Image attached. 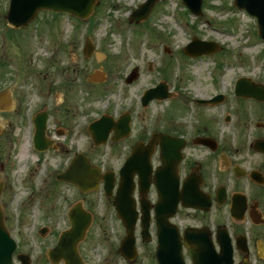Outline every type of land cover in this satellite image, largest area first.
I'll use <instances>...</instances> for the list:
<instances>
[{"label":"flooded vegetation","instance_id":"flooded-vegetation-1","mask_svg":"<svg viewBox=\"0 0 264 264\" xmlns=\"http://www.w3.org/2000/svg\"><path fill=\"white\" fill-rule=\"evenodd\" d=\"M5 48L0 54V137L5 139L7 147L3 157L8 158L13 151V142L21 144L25 141L29 155L44 161L51 159L52 155L63 158V166L55 169L54 183L74 186L58 180V174L79 153L92 162L88 152L92 153L93 147L81 149L80 143L95 145L91 125L104 116L107 138L102 148L119 162L114 166L107 159L97 164L103 172H114L115 186H118L121 168L137 151L140 159H148L151 164L150 174L141 176L136 173L133 176L130 203L138 212L137 233L142 229L141 219L146 210L150 213L149 228L154 236L151 242L157 244L155 206L162 203L160 188L163 186V178L157 171L163 169L164 179L170 183L172 192L174 176L179 180L177 197L172 194L171 205H166L172 207L174 198H178L177 212L170 220L182 233L189 226H208L215 237L217 228L229 225L235 264L245 259L253 264L264 263V251L259 244L262 232L255 230L264 225V120L254 121L252 114L256 108V113L264 115V102L236 94V83L240 78L246 77L248 86L255 93L263 92L261 83L264 85V81L237 73L232 77L224 99L218 98L223 92L220 89L188 100L175 84L171 85L170 62L164 57L160 58L159 69L153 68V72L159 74L156 80L144 89L157 87L165 81V97L154 98L144 105L140 86L136 93L129 95L125 104L122 100L127 98L126 87L138 83L141 67L136 66L137 77L130 79L135 67L129 70L125 66L116 83L113 77H109L107 59L103 60V65L93 67V56H84L82 48V56L71 52L65 61L58 58L46 60L30 56L35 53L29 52L28 56L22 54L23 57L19 50L16 52L18 56L9 55ZM40 62H43L42 68ZM149 68L152 69L151 64ZM98 71L105 73L106 79L102 82L97 81L101 80ZM119 91L123 93L121 101L114 98ZM173 102L178 103L176 109L172 107ZM98 103L104 104L99 112L95 110ZM226 105L236 108L235 111L223 113L221 108ZM246 105L254 108L249 110ZM238 107L243 111L237 110ZM141 109L144 116L139 119L137 113ZM148 109L152 112L151 117L146 113ZM186 114L196 120L186 118ZM46 117V128L42 132L39 125ZM126 118H130L129 121ZM229 124L235 130L231 129L233 134L238 132V138L222 135V127ZM242 147L245 151L241 150ZM8 167V171L14 169L13 165ZM7 174L13 175L12 171ZM109 200L115 210L113 196ZM183 200L210 206V209L186 207ZM87 210L92 213L94 221L95 214L89 208ZM123 229L126 233L124 224ZM140 238L142 240L141 234Z\"/></svg>","mask_w":264,"mask_h":264},{"label":"rangeland","instance_id":"rangeland-1","mask_svg":"<svg viewBox=\"0 0 264 264\" xmlns=\"http://www.w3.org/2000/svg\"><path fill=\"white\" fill-rule=\"evenodd\" d=\"M144 1L99 0L89 25L78 22L68 15L56 18L52 12L42 11L41 17L32 22L26 32L18 31L15 33L17 39L7 41L6 53L15 56L19 50L24 56L35 53L30 56L44 57L46 60L47 57H55L65 61L71 52L82 56L81 48L84 40L90 37L96 46L93 53V67L103 65V60L107 59L109 77H113L116 83L119 82L125 66L129 70L135 66L141 67L138 83L134 87H126L127 98L122 100L123 93L121 94L120 91L119 95L114 97L125 104L129 101V95L136 93L140 86L144 87L154 82L159 75L153 72V68L160 67V58L163 56L161 44H166L171 50V53H168L171 61L165 57L166 61L170 62V83L172 86L175 84L188 100H192L193 96L209 95L220 89L226 90L236 73L248 72L256 79L264 81V45L252 42L253 39H258L257 26L247 13L242 14L240 9L236 7L233 9L230 6L232 0H203V13L198 18L188 14L181 0L160 1L156 3L148 19L140 23L141 26H135L136 24L128 22L131 8ZM8 2V0H0L1 32H9L11 29L4 17ZM194 35L219 42L222 48L217 51L218 56L201 55L191 58L185 54L181 46L191 41ZM243 35L249 37V43L242 38ZM109 60L114 64L113 71ZM216 60L221 61L222 64L218 65ZM150 64L152 69L149 68ZM39 65L42 68L43 62ZM118 66L119 68L116 69ZM103 105V103L95 104V110L99 112ZM177 105V102H173V109H176ZM246 108L252 110L254 106L249 108L246 105ZM235 109L229 108L228 105L221 108L223 113L234 112ZM237 110L243 111L239 107ZM256 112L255 108V113L252 112L254 121L264 120V115ZM146 113L151 117L150 109ZM137 115L140 119L144 116V111L139 110ZM185 117L192 121L196 120L189 114ZM143 120L149 121L148 118ZM231 129L235 132L232 124L223 126L222 135L238 138V132L235 135ZM0 140H2V143L0 142V183L2 184L0 207L8 230L20 243L19 252L31 255L33 264H51L46 256V249L55 243L57 233L68 226L66 211L72 205L83 202V205L95 214L87 237L80 244V252L84 260L96 264H131L118 252L119 239L124 236L125 231L122 223L112 215L114 210L110 200L103 197L100 192L84 194L69 184L58 181L54 183L55 169L63 166V158L52 155L51 159L44 161L35 155H29L25 141L21 144L13 142L15 144L13 151L6 158L3 157L4 149L7 148L5 139L0 137ZM89 146L93 147L92 153L90 151L88 153L94 164L107 159L111 160L114 166L118 164V158L112 157L109 151L106 154L104 147L80 143L81 149H88ZM241 150L245 151V148L242 147ZM29 157L38 160L39 165L30 168V163L25 162ZM9 165L14 166L13 175L7 174ZM44 178H47V181L44 182ZM16 187L20 189L18 192ZM29 187L33 189V194L30 193ZM44 226L48 227V231L42 236L39 230ZM255 230L262 232V235H259L261 245L264 242V225ZM154 251L155 246L152 243H140V253L133 264H157ZM17 264L20 262L17 261Z\"/></svg>","mask_w":264,"mask_h":264},{"label":"water","instance_id":"water-1","mask_svg":"<svg viewBox=\"0 0 264 264\" xmlns=\"http://www.w3.org/2000/svg\"><path fill=\"white\" fill-rule=\"evenodd\" d=\"M158 0H149L144 3L139 10L132 16L134 20L141 21L146 19ZM192 12L201 14L202 0H184ZM98 0H12L10 9L7 14V19L10 24L19 27L26 26L31 22L41 9L65 10L77 13L83 17L89 16ZM239 7L246 8L251 14L257 15L260 22V34L264 37V0H237ZM263 7H259L262 6ZM260 19L262 21H260ZM212 45L205 41L196 40L189 45L187 51L190 54H201L208 52ZM91 47L89 48V50ZM150 93V91H149ZM261 98V97H260ZM264 99V97H262ZM46 119L40 125L39 130L43 132ZM104 126L103 120L95 122L92 126L95 139L100 141L105 140L102 129ZM133 160V158H132ZM123 171V180L126 185L118 190L116 204L123 212L125 223L128 229V235L123 243L121 252L128 256L134 257L136 254L134 247V224L136 222L135 214L129 211L127 203L131 193L132 176ZM101 174L97 167L89 165V162L83 155L76 157L66 172L62 173L60 178L66 181L76 183L83 191L95 189L98 186ZM107 191L111 193L113 183L106 179ZM166 195V193H165ZM163 194V196H165ZM176 210V208H174ZM174 209H170L169 213L161 216L165 212V208L161 209L159 217V246L156 256L159 264H186L182 253V241L177 229L168 223L166 219L172 215ZM72 228L63 232L59 244L49 251L50 258L57 263L61 259L65 264H83L82 258L78 252V243L82 240L85 232L91 222L89 215L81 208V205H76L72 210ZM145 227L147 223L144 224ZM162 229V230H161ZM45 231V230H43ZM185 244L188 248V253L191 256L193 264H233V250L228 233L220 231L218 233V241L220 243V251L217 252L210 232L207 229H188L184 236ZM16 248L15 241L10 237L3 222L2 212L0 210V264H13V252ZM19 258L23 264H31L28 256L20 255ZM248 264V263H244Z\"/></svg>","mask_w":264,"mask_h":264}]
</instances>
